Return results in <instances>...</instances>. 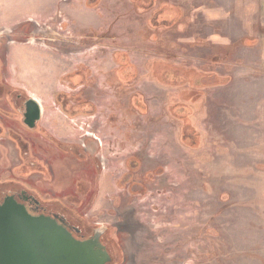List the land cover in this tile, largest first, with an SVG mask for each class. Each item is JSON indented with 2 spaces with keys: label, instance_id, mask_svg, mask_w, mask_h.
<instances>
[{
  "label": "rangeland",
  "instance_id": "rangeland-1",
  "mask_svg": "<svg viewBox=\"0 0 264 264\" xmlns=\"http://www.w3.org/2000/svg\"><path fill=\"white\" fill-rule=\"evenodd\" d=\"M150 2L0 0V181L105 230L113 264H264V0ZM18 97L84 149L66 187L20 152Z\"/></svg>",
  "mask_w": 264,
  "mask_h": 264
},
{
  "label": "water",
  "instance_id": "water-1",
  "mask_svg": "<svg viewBox=\"0 0 264 264\" xmlns=\"http://www.w3.org/2000/svg\"><path fill=\"white\" fill-rule=\"evenodd\" d=\"M41 111L37 100H28L29 128L41 120ZM104 234L97 229L91 238L79 240L63 220L33 215L9 197L0 205V264H112L114 256L103 243Z\"/></svg>",
  "mask_w": 264,
  "mask_h": 264
},
{
  "label": "flooded vegetation",
  "instance_id": "flooded-vegetation-1",
  "mask_svg": "<svg viewBox=\"0 0 264 264\" xmlns=\"http://www.w3.org/2000/svg\"><path fill=\"white\" fill-rule=\"evenodd\" d=\"M77 76L81 78L79 75ZM124 78L128 79L124 76H121V79ZM29 99L33 98L22 99L21 97H18V99L11 102L13 103L12 105L14 107L15 115L20 113V117L22 118L19 122L17 121V124L24 127L28 133V136L25 139L22 137L17 139L18 141L20 139L24 140L23 143L20 141L23 144L22 146L20 144V152L24 150L23 146L26 147V155L28 157L32 156L34 160L37 159L39 161L38 163L42 164L43 169H46L52 179L55 174L57 177H62L63 180H61V182L63 183V186L66 187L69 182L66 185L64 176H66L67 172L73 170V166L69 164L68 167L66 166V161L64 158L65 155H70L72 157L75 156L78 160L82 161V157H85L86 155L85 151L82 149V146L65 144L61 142L56 135H52L48 131L41 129L43 111H41V120L36 122L34 128H29L25 124V114ZM92 110L93 107L90 104H87L86 107L83 108V113H89ZM30 123L33 122L30 120ZM4 130V125L0 123V138H2L4 135ZM32 164L34 165V163ZM68 180L71 181L70 179ZM73 183H70L71 186ZM84 183L81 187L89 192V189L91 188V182L84 180ZM63 186L59 185V187L62 188ZM9 197H13L18 203L23 204L33 215H46L58 217L59 219L63 220L66 228L71 231V233L79 240H87L94 235L93 232L91 233L90 229H86L81 226L82 220H79L80 214L78 215L76 210L68 209L65 203L56 200V203L52 207H46L42 205L34 195L30 194L23 188H18L13 182L0 181V205H2ZM102 240L103 243L109 248L106 240L104 238H102Z\"/></svg>",
  "mask_w": 264,
  "mask_h": 264
},
{
  "label": "trees",
  "instance_id": "trees-1",
  "mask_svg": "<svg viewBox=\"0 0 264 264\" xmlns=\"http://www.w3.org/2000/svg\"><path fill=\"white\" fill-rule=\"evenodd\" d=\"M153 3H154V0H151V2L149 3V5L147 6V7H152L153 6ZM171 14V13H170ZM166 24H168V23H166ZM168 75H170V74H168ZM191 78V77H190ZM115 259V258H114ZM114 263V260H113V262H112V264Z\"/></svg>",
  "mask_w": 264,
  "mask_h": 264
}]
</instances>
